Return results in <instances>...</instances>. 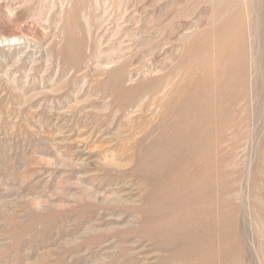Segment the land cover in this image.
<instances>
[{"label":"rangeland","instance_id":"1","mask_svg":"<svg viewBox=\"0 0 264 264\" xmlns=\"http://www.w3.org/2000/svg\"><path fill=\"white\" fill-rule=\"evenodd\" d=\"M0 264H264V0H0Z\"/></svg>","mask_w":264,"mask_h":264}]
</instances>
